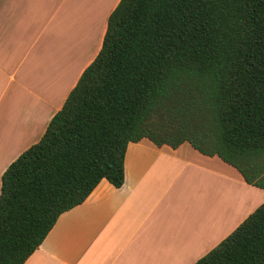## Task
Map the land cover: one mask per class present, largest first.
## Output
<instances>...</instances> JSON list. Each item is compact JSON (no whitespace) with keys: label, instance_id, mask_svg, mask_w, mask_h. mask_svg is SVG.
I'll return each instance as SVG.
<instances>
[{"label":"trees","instance_id":"obj_1","mask_svg":"<svg viewBox=\"0 0 264 264\" xmlns=\"http://www.w3.org/2000/svg\"><path fill=\"white\" fill-rule=\"evenodd\" d=\"M191 145L264 189V0H121L39 142L4 172L0 264H25L128 146ZM196 264H264V204Z\"/></svg>","mask_w":264,"mask_h":264},{"label":"crops","instance_id":"obj_2","mask_svg":"<svg viewBox=\"0 0 264 264\" xmlns=\"http://www.w3.org/2000/svg\"><path fill=\"white\" fill-rule=\"evenodd\" d=\"M121 0H0L2 176L40 141L100 53ZM264 204V189L191 145L128 146L125 183L103 180L25 264H196Z\"/></svg>","mask_w":264,"mask_h":264}]
</instances>
